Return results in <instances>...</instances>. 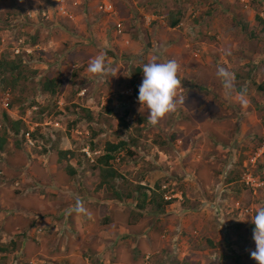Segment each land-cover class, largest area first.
Segmentation results:
<instances>
[{
  "label": "rangeland",
  "instance_id": "obj_1",
  "mask_svg": "<svg viewBox=\"0 0 264 264\" xmlns=\"http://www.w3.org/2000/svg\"><path fill=\"white\" fill-rule=\"evenodd\" d=\"M80 2L71 8L73 17L50 20L28 15L37 8L53 9L48 0L1 3L2 56L19 67L0 69V90L11 89L9 117L22 120L14 134L4 131L10 120L0 118V135L6 136L0 165L9 177L1 182L14 186L16 177L23 178L31 195L56 196L59 205L50 214L63 222L61 237L79 220L87 232L92 226V234L104 238V260L97 257L96 264H220L230 258L258 264L244 254L256 250L251 217L264 205V151L251 160L264 148V90L259 89L264 83V0H247L249 8L240 0H114L111 14L100 11L102 0ZM118 19L126 27L124 36L115 35ZM174 19H180L175 27L170 25ZM20 38L16 53L14 41ZM186 46L192 57L185 55L183 62ZM101 52L117 76L88 73L90 59ZM149 54L160 62L178 59L186 96L185 106L156 126L137 99ZM218 67L234 73L233 93L217 77ZM47 77L60 80L57 93L43 90ZM240 91H246V108L235 99ZM29 128L38 140L35 147L21 137ZM130 135L137 139L132 145L136 157L121 152L114 163L120 175L100 185L91 170L96 154L107 141ZM68 149L74 159L60 154ZM70 162L77 169L67 177ZM51 163L65 178L57 193L44 186L50 181L44 168ZM30 171L43 177L32 178ZM159 177L169 204L152 201L151 190L148 197L143 193ZM77 200L96 217L69 214Z\"/></svg>",
  "mask_w": 264,
  "mask_h": 264
},
{
  "label": "crops",
  "instance_id": "obj_2",
  "mask_svg": "<svg viewBox=\"0 0 264 264\" xmlns=\"http://www.w3.org/2000/svg\"><path fill=\"white\" fill-rule=\"evenodd\" d=\"M194 45L196 44H193L192 47ZM188 47L183 49V62L185 55L188 58L192 57V54L187 50ZM149 56L151 57L152 54ZM175 61L177 62L178 59L176 58ZM187 65L188 69L185 71L190 73L189 64ZM202 67V71L205 72L207 67ZM3 155L6 156L5 153ZM44 169L50 179L48 185L45 183L44 186H47L48 191L57 193L58 189L56 188L62 185L65 180L62 170L53 163ZM30 173L32 178L34 175L36 179L43 177L38 173L35 174L34 171H30ZM66 176L68 177L69 174ZM30 192V189L26 191L21 188L14 189L12 185H9L5 186L0 194V235H2L0 264H13L16 259L26 262L36 259V264H96L97 257L104 260V238L101 237L102 235L97 237L96 234H92V226L89 228L90 232H87L84 222L79 220V222L74 223L77 227H73L72 230L70 228L61 237L60 224L63 222H61L60 217L50 214L57 210L56 206L59 204L55 206L54 203L58 201L57 197L50 193L44 194L42 191L38 195H31ZM31 200H35V202L27 203ZM38 214L43 215H41V219L36 217ZM90 217L94 219L96 212H91ZM89 221L92 223V219ZM246 252L244 257L248 260L249 256L246 255ZM206 260L209 262L211 258L206 257ZM233 261L234 259L230 258V260L222 261L220 264L250 263H244L240 260L238 262ZM117 264H121V262ZM122 264H124L123 261Z\"/></svg>",
  "mask_w": 264,
  "mask_h": 264
},
{
  "label": "clouds",
  "instance_id": "obj_3",
  "mask_svg": "<svg viewBox=\"0 0 264 264\" xmlns=\"http://www.w3.org/2000/svg\"><path fill=\"white\" fill-rule=\"evenodd\" d=\"M21 2H23V0H21ZM59 2H64V0H59ZM36 3L41 4L43 3V0L42 2L41 0H36ZM179 68L180 66L175 60L160 62V58L157 55L151 56L149 61L142 67L143 80L139 86L137 99L141 106H146L148 108V122L152 126L159 124V122L166 116L175 114L178 111V106H185L186 96L183 94L184 87L179 76ZM87 71L94 77L101 79L108 76L115 77L118 75L117 70L110 62L107 61L105 52H101L90 59L87 66ZM216 75L221 79L223 87L229 93H233L235 91V75L233 72L226 69L225 67H218ZM235 99L241 104L242 107L246 108L249 104L246 91L236 92ZM29 129L23 130L21 137H24L25 131ZM23 137L22 139L25 140ZM3 153L4 152L0 150V155ZM3 168L4 166L0 165V171H2L0 174L1 193L6 186L4 182H1V180H9L7 170L5 171ZM21 181L22 183L26 184L22 186ZM13 182L15 187L13 185L12 186L14 189L21 188L25 191L30 189V186L27 185L28 180L24 182L23 178L16 177ZM72 212L88 216L91 215L80 200H77L76 205L68 210L69 214ZM38 216L39 214L36 217ZM241 220L243 221L245 219ZM251 221L255 225L253 230V239L256 244V250L251 251L250 254L251 257L258 262V264H264V205L256 207L255 215L251 217ZM22 261L23 260L18 261L16 259L13 264H22ZM31 261H33V259L29 261V263L33 264Z\"/></svg>",
  "mask_w": 264,
  "mask_h": 264
},
{
  "label": "trees",
  "instance_id": "obj_4",
  "mask_svg": "<svg viewBox=\"0 0 264 264\" xmlns=\"http://www.w3.org/2000/svg\"><path fill=\"white\" fill-rule=\"evenodd\" d=\"M240 2L242 3L241 0H240ZM179 22H180V19H174V20H172L170 25L175 27L179 24ZM2 67H4L5 70H15L19 67V64H16V61H14V60L10 61L6 57L2 56L0 58V69ZM140 70L141 69L139 68V71ZM59 83H60V80L58 78L47 77L43 81V90L48 92V93L55 94L58 92L57 87H58ZM259 89L262 91L264 90V83L259 85ZM86 115L88 116L89 119H91L92 118L91 110H87ZM5 117H6V119H8L10 121H8L9 122V128H5L4 131H6V132L8 131V133H9V131L11 132L13 130L14 134H18L20 131V125L22 124V120H20V119L12 120L9 117L8 111H4V113L0 114V118H5ZM5 144H6V136L0 135V150H5V147H4ZM134 144H137V139L132 135H130L129 139L120 138V140H118V141H107L105 144L104 150H102V152L96 154L94 162L91 164V170H92V173H94V175L98 174L99 179H100V183H99L100 185H104L105 183H108L111 179H114L120 175V172H119L118 168L114 165V163L116 162L117 157H119V154H121V152H123L124 155L127 157H133V158L136 157L137 152H136V150H133V148H132V145H134ZM91 145L93 146L92 149H94L95 143L92 142ZM60 154L65 155L64 156L65 158L68 156L67 158L69 160L74 159V157H75V154H74L73 150H71V149L70 150L69 149L68 150H60ZM130 160H132V159H128L127 162H129ZM70 165H71L70 166L71 171L68 172V174L72 176L76 173L77 168H75L76 166H74V164H71V162H70ZM160 179H161V177L156 179V181L154 182V187H152V188L151 187L149 188V186L145 185L144 187L146 190H144L143 193H144L145 197H148L150 195L149 191L151 190L152 194H153L152 201L158 202V200H159V203L169 204V203H171V200L164 198V193L166 190H164V188H162L163 184H162ZM116 194L119 198L123 197L122 194L119 192H117ZM129 195H132V194L129 193L128 196ZM254 227H255V225L251 222L250 223L251 234H253ZM234 243H235V246H240L242 244L241 242H234ZM238 248H240V247H238ZM251 251H253V250H248L246 252V255H248L249 258H252L251 254H250Z\"/></svg>",
  "mask_w": 264,
  "mask_h": 264
},
{
  "label": "built area",
  "instance_id": "obj_5",
  "mask_svg": "<svg viewBox=\"0 0 264 264\" xmlns=\"http://www.w3.org/2000/svg\"><path fill=\"white\" fill-rule=\"evenodd\" d=\"M51 4H54V8L53 9H48L46 7H43L42 9L37 8V12L35 10L28 11V15L30 18H35V17H40L42 19H46V20H50V19H55L56 17H73L74 15L72 14L71 8L72 7H76L77 5H79L80 0H64V2H59V0H48ZM243 2H245V6L247 8H249V4L247 3V0H241ZM3 2V0H0V6L1 3ZM115 3L114 0H102V2L99 5V9L102 12L105 13H115ZM115 35L116 36H124V34L126 33V27L123 23L122 19H118L115 22V29H114ZM124 39V43L125 44H129L130 43V38L129 37H122ZM2 41L5 42V39L2 38ZM23 42V39L20 38L18 41H14V49L16 53H20L21 49H20V45ZM4 51V47L2 46V44H0V58L2 56V53ZM12 96H11V89L10 88H4L3 90H0V114L4 113V111H8L10 112L11 109V103H12ZM33 129H29L27 131H25L24 133V137L26 140V144L30 147H35L36 143H37V139L35 137H33L32 135ZM264 151V148H259L257 152H255L254 156L251 157L252 161H256L257 158L262 154V152ZM2 173V171H0V174ZM33 264H36L37 261L33 260L31 261Z\"/></svg>",
  "mask_w": 264,
  "mask_h": 264
}]
</instances>
